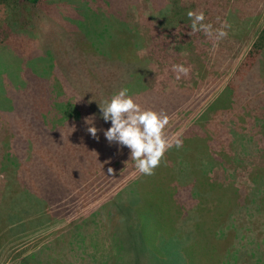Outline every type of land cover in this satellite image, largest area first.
<instances>
[{"label": "trees", "instance_id": "trees-1", "mask_svg": "<svg viewBox=\"0 0 264 264\" xmlns=\"http://www.w3.org/2000/svg\"><path fill=\"white\" fill-rule=\"evenodd\" d=\"M23 1L37 3L39 0ZM126 1L115 0L119 7ZM111 2L105 1L110 7ZM152 4L163 17V27L167 25L170 29H166L167 42L180 44V50L191 42L199 53H205L210 46L211 62H201L210 81L198 75L194 86L154 91L142 81L140 59L125 54L126 36H118L121 44L115 51H108L113 38L111 26L116 24L112 20L94 34V41L101 47L99 52H84L81 43H68V37L64 40L59 34L51 36L46 52L50 63L43 67L44 72L35 67L39 65L38 59L45 61L44 56L33 55L37 60L27 58V66L39 81L28 76L25 88L30 87V90L10 89L9 97L0 92V172L5 173L6 179L3 197L6 198L11 189L17 193L13 202L15 209L7 218L32 208L36 212L45 204L55 210L54 214H66L65 204L79 195V191L69 193L72 184L77 186L83 182V186L88 187L89 174L99 169L102 172L94 179L113 176L114 184L135 168L131 161L126 167L124 164L131 150L125 147L121 151L104 137V130L110 128L111 123L102 119L99 103L110 101L114 94L127 88L128 95L143 109L167 114L169 118L168 113L178 116L165 129L166 136L171 135L176 125L199 106L234 67L222 92L176 138L183 141V146L171 147L153 175L141 174L96 209L103 211L105 221L120 220L121 258L133 264H166L164 256L169 252L161 247H150L143 239L141 219L146 218L149 211L155 214L160 233H163L162 224L168 225L170 230L178 225L176 233L180 229L186 233L187 224V233L198 231L207 237L202 247L212 244L214 238L210 235L216 233L232 235L234 247H239L241 233L238 230L235 235L231 228L234 226L233 208L238 209V213L243 212L241 202L232 201V197L238 196L232 195L230 183L217 184V180L206 176V167L217 166L230 156L229 146L235 132L231 125L233 115L237 116L235 122L240 121L241 125L243 122L244 126L250 111L261 106L264 100V25L258 28L264 0H152ZM188 11L203 12L204 23L211 24L214 31L226 21L230 25L225 29L228 36L216 40L202 31L189 35ZM110 12V19L117 15L116 11ZM252 36L254 39L248 44ZM52 69L57 70L56 76L50 73ZM72 73L76 80L70 76ZM43 79H46L45 84ZM58 82L71 90L69 98H65ZM51 93L58 103L46 98L51 97ZM41 100L44 105L40 104ZM88 118H94L93 124L100 130L99 140L86 132ZM172 157H175V168L172 164L167 166ZM186 165L192 173L184 172L182 166ZM110 167L116 170L115 175L108 173ZM206 202H212L210 209L205 207ZM181 239L184 241L187 237L176 236V241L181 242Z\"/></svg>", "mask_w": 264, "mask_h": 264}, {"label": "rangeland", "instance_id": "rangeland-1", "mask_svg": "<svg viewBox=\"0 0 264 264\" xmlns=\"http://www.w3.org/2000/svg\"><path fill=\"white\" fill-rule=\"evenodd\" d=\"M105 1L39 0L31 3L23 0H0V92L5 96L10 89H31L25 88L27 77L37 80L38 77L27 66V58L29 56L31 59L36 54L44 56L45 61L38 59L39 65H35L41 73L44 72L43 67L50 63L46 52L51 36L57 37L56 34H59L64 40L68 37V43H81L84 52H99L101 47L94 41V34L112 20L116 24L111 26L113 38L108 51H115L119 47L121 40L118 36H126L128 44L125 47L128 48L125 54H133L140 59L142 81L154 91L165 92L174 87L194 86L198 75H203V80L208 78L210 81L209 73L201 64L202 61L206 64L211 62L210 46L205 53H199L191 42L185 43L181 50L180 44L167 42L165 35L169 27H163V17L153 9L152 0H128L123 7L117 6L115 0H111L113 2L110 7ZM110 11H116L117 15L110 19ZM262 25L264 13L258 28ZM253 39L254 36L248 44ZM241 57L242 54L236 64ZM34 58L31 60H37ZM173 65L189 68V74L176 79L177 73L173 71ZM233 69L199 106L176 125L173 134L166 136L170 142L174 143L186 126L222 92ZM52 71L50 73L56 76L57 70ZM70 76L76 80L73 73ZM43 80L45 84L46 79ZM58 83L61 91L65 92V98H69L71 90L65 89V84ZM46 98L51 99V102H59L52 93L51 97ZM39 102L41 105L45 103L42 100ZM168 114L170 125L178 116ZM236 117L233 115L231 125H234L235 132L240 135L237 136L235 132L233 134L234 140L229 146L230 156L217 166L206 167L205 175L217 180V184L230 183L232 195L234 193L238 196L232 197V201L241 202L243 212L238 213V209L233 208L234 226L231 228L233 234L236 235L238 230L241 233L239 247H234V237L225 233L210 235L211 239L214 238L213 243L202 247L207 237L198 234V231L187 233V224L186 233L182 229L176 233L178 225L170 230L164 224L161 225L163 233H160L157 218L149 211L146 218L141 219L143 239L150 247H161L169 252L164 256L166 264H264V100L261 106L250 111L244 126L243 122L242 125L240 121L235 122ZM174 158L169 159L167 166L172 164L175 168ZM182 168L186 174H190L188 165ZM101 172L99 169L89 174L88 187L83 186V182L77 186L72 184L69 193L79 191V195L65 204L66 214H54L55 210L45 204L36 212L32 208L23 214L19 212L21 215L14 214L15 217L7 218L8 213L15 209L13 202L16 201L17 193L11 189L9 195L3 197L6 179L5 173L1 171L0 264H133L123 262L121 258L120 220L105 221L102 219L103 211L96 209L111 200L123 185L137 179L141 173L134 168L124 179L113 184V176L94 179ZM193 175L195 176L194 172ZM211 203L206 202L205 207L210 209ZM202 215H206L204 211ZM180 234L187 237L188 241H176V236Z\"/></svg>", "mask_w": 264, "mask_h": 264}, {"label": "clouds", "instance_id": "clouds-1", "mask_svg": "<svg viewBox=\"0 0 264 264\" xmlns=\"http://www.w3.org/2000/svg\"><path fill=\"white\" fill-rule=\"evenodd\" d=\"M187 16L191 21L189 35L202 31L209 38L216 40L228 36L225 29L230 25L226 21L214 31L211 24L204 23L203 12L188 11ZM173 71L177 73L176 79H180L181 75L187 76L190 69L183 65H173ZM128 91L124 88L114 94L110 101L99 103L102 119L111 123V127L104 130V137L110 145H118L121 151L125 147L131 150L129 159L124 161L125 167L131 161L139 173L153 175L164 159L165 153L173 146L181 148L183 141L176 139L174 143L170 142L165 135V129L169 124L167 114L143 109L128 95ZM93 121L94 118L85 121L89 125L86 132L92 138L99 140L100 130L94 126ZM108 173L116 174V170L110 167Z\"/></svg>", "mask_w": 264, "mask_h": 264}]
</instances>
